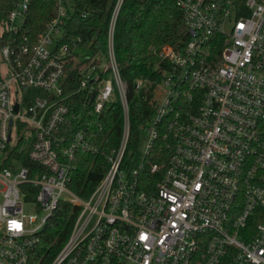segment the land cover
Here are the masks:
<instances>
[{
	"label": "built area",
	"instance_id": "2783aa9c",
	"mask_svg": "<svg viewBox=\"0 0 264 264\" xmlns=\"http://www.w3.org/2000/svg\"><path fill=\"white\" fill-rule=\"evenodd\" d=\"M123 2L107 52L95 54L67 29L94 10L56 0L37 33L31 0H12L0 52V264H30L62 202L79 212L49 264H264V0H177L188 39L160 51L167 66L135 149L114 45ZM151 85L139 78L136 92ZM73 95L123 114L108 170L85 197L69 186L76 154L102 148L88 127L72 130Z\"/></svg>",
	"mask_w": 264,
	"mask_h": 264
},
{
	"label": "trees",
	"instance_id": "16d2710c",
	"mask_svg": "<svg viewBox=\"0 0 264 264\" xmlns=\"http://www.w3.org/2000/svg\"><path fill=\"white\" fill-rule=\"evenodd\" d=\"M115 2L76 0L79 9L94 11L86 19L68 22L67 29L71 34L68 39L80 36L84 42H91L93 53H106L109 21ZM11 8L12 0H0V52L5 43L2 32L4 20ZM56 8V0H31L27 25L39 33L56 14ZM187 39L188 29L177 0H124L115 27L114 45L130 103V148H136L135 135L139 123L154 112V89L162 79V68L167 66V61L160 56L161 49L166 45L179 47ZM77 78L76 70L70 74L67 92L77 87ZM139 78L152 80L147 91L136 92ZM69 101L76 116L72 130L88 127L96 144L102 148V152L79 150L76 154V169L72 172L69 186L85 197L94 191L108 170L107 157L120 143L123 114L118 105H110L102 113H94L90 106L82 104L79 95H73ZM25 164L31 166L35 163L25 158ZM78 212L76 205L60 204L47 223L30 264H49L52 261L68 239Z\"/></svg>",
	"mask_w": 264,
	"mask_h": 264
},
{
	"label": "rangeland",
	"instance_id": "374dc122",
	"mask_svg": "<svg viewBox=\"0 0 264 264\" xmlns=\"http://www.w3.org/2000/svg\"><path fill=\"white\" fill-rule=\"evenodd\" d=\"M4 70H5V67L2 65L1 71L4 72ZM25 210H26V213H29V214L36 213V210L32 206H26Z\"/></svg>",
	"mask_w": 264,
	"mask_h": 264
},
{
	"label": "water",
	"instance_id": "95a60500",
	"mask_svg": "<svg viewBox=\"0 0 264 264\" xmlns=\"http://www.w3.org/2000/svg\"><path fill=\"white\" fill-rule=\"evenodd\" d=\"M18 107H19V105L16 104V105H15V110H16V111L18 110ZM11 124H12V121H11Z\"/></svg>",
	"mask_w": 264,
	"mask_h": 264
}]
</instances>
